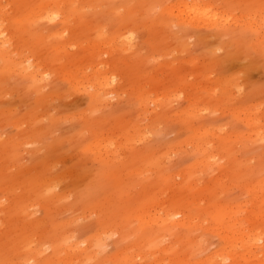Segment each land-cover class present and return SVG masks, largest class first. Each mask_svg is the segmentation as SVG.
Segmentation results:
<instances>
[{"label":"rangeland","instance_id":"1","mask_svg":"<svg viewBox=\"0 0 264 264\" xmlns=\"http://www.w3.org/2000/svg\"><path fill=\"white\" fill-rule=\"evenodd\" d=\"M0 26V264H264V0H0Z\"/></svg>","mask_w":264,"mask_h":264},{"label":"bare ground","instance_id":"2","mask_svg":"<svg viewBox=\"0 0 264 264\" xmlns=\"http://www.w3.org/2000/svg\"><path fill=\"white\" fill-rule=\"evenodd\" d=\"M194 10L198 13V10H196V9H194ZM52 13H53V14L50 15V17H59V16L57 15V13H55V12H52ZM199 14H200V13H199ZM203 14L206 15L207 12L205 11ZM7 34H8V29H7L6 27L4 28L3 26H0V44H1V45H0V51L5 52V53H4V57H5V58L8 57V55H7V53H6V51H7L6 45L9 43L8 38H6ZM13 62L15 63V65H17V66H19V67H21V66H25V64L31 65V63H29L28 61H27V63H26L25 61L17 62L16 60H14ZM31 66H33V65H31ZM31 66H30V67H31ZM37 74H39V71H37ZM43 77L45 78L46 75L43 74ZM102 82H103V83H102L103 86H109V85H110L109 80H107L106 78H105ZM108 94H109V93H107L106 96H107ZM256 123L259 124V120H258ZM256 133L259 134V135H261L263 132H262L261 130H260V131L257 130ZM175 216H176V214H174V215H170V216L168 217V220L175 221V220H176V217H175ZM179 216H183V214L181 213V214H179ZM238 225L240 226L239 223H238ZM234 226H236V225L230 223V224L227 225L225 228H226L228 231L233 232V230H234ZM238 230H239V231H237V232H235V233H233V234H234V235H238V236H240V238L243 239V241L246 240V238L244 239L243 237H241L242 235H241V233H239V232H241V229H238ZM248 243H249V242H248Z\"/></svg>","mask_w":264,"mask_h":264}]
</instances>
